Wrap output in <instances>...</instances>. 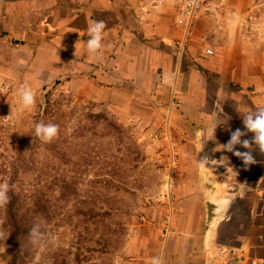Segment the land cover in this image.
<instances>
[{
    "label": "crops",
    "instance_id": "crops-1",
    "mask_svg": "<svg viewBox=\"0 0 264 264\" xmlns=\"http://www.w3.org/2000/svg\"><path fill=\"white\" fill-rule=\"evenodd\" d=\"M222 3L183 47L178 0H0V35L28 45L48 74H88L102 93L166 109L180 181L164 264H264V153L237 146L256 161L245 166L221 147L244 130L245 114L264 107V0ZM93 21L106 24L95 58L85 54ZM204 48L214 55L201 58ZM204 158L209 169L197 164ZM153 252L139 264H151Z\"/></svg>",
    "mask_w": 264,
    "mask_h": 264
},
{
    "label": "rangeland",
    "instance_id": "rangeland-1",
    "mask_svg": "<svg viewBox=\"0 0 264 264\" xmlns=\"http://www.w3.org/2000/svg\"><path fill=\"white\" fill-rule=\"evenodd\" d=\"M261 17L264 22V17ZM16 42L18 39L7 40L0 35V155L8 158L5 159L8 166V162L19 156H26L28 162L35 164L33 171H21L18 178L3 170L0 183H8L13 177L16 179L18 192L23 194V205L28 207L24 210L32 208L31 195L36 190L43 191L48 200L57 203L55 210H59L50 224H42L46 242L42 253L38 252L32 264H49L51 260L44 259L49 248H70L75 234L86 232V217L76 216L75 213L78 209L87 212L91 203L100 213L110 204L116 210L121 209L106 225L112 227L120 220L128 228L113 264H139L147 259L148 254L154 253L153 248L158 251L154 257H160V250L172 236L163 239L162 232L171 209L173 223L180 181L177 146L168 136L170 126L166 109L134 93H102L98 91L97 82L91 81L92 77L89 78L88 74L85 78H55L42 69L45 59H38L28 45L22 43L21 46ZM24 87H30L36 97L35 104L28 109L22 108L19 97V90ZM48 93H51L53 102L64 101V96L70 97L71 102L64 101L61 111L53 114L55 119L48 121L59 126V136L51 143H43V146L34 129L39 123L38 116L43 119ZM99 113L106 114L119 128V133L108 135V130L102 125L93 129L91 123L83 122L93 132L85 134L83 141L91 143L83 148L80 142L73 141V135L86 115ZM66 141L70 149L64 145ZM47 144H58L69 158L68 165L48 152L45 148ZM94 153H99L101 160L91 161L97 157ZM173 155L178 161H173ZM59 175L60 178H69V182L77 178L75 192L79 198L71 200L69 205L59 200V189L51 190ZM95 180L105 191L101 200L90 199L96 187L91 182ZM209 209L214 211V207ZM69 214L75 217L70 219ZM107 226L102 227V232L107 233ZM3 252L0 244V264H3Z\"/></svg>",
    "mask_w": 264,
    "mask_h": 264
},
{
    "label": "trees",
    "instance_id": "trees-1",
    "mask_svg": "<svg viewBox=\"0 0 264 264\" xmlns=\"http://www.w3.org/2000/svg\"><path fill=\"white\" fill-rule=\"evenodd\" d=\"M51 97V93H48L46 107L42 112L44 115L43 119H39L40 115L37 118L39 123H48V121H53L55 119L53 114L61 111L62 103L64 101L71 102V99L68 96H64V101L56 100L54 102L51 100ZM83 122L91 123L93 129L96 126L102 125V127H105L104 129L108 130L106 132L108 135L119 133V128L114 125L106 114H88L86 115V119H83V121L79 123V126L73 135V141L80 142V146L84 145L82 146L83 148L90 146L91 141L83 140L86 139V133L92 132L90 126L88 124H83ZM94 135L97 137L96 133ZM41 143L43 146L45 145L43 142ZM64 145H67L70 149L68 141H66ZM45 148L60 162L64 161L67 163L64 165H68L69 158H67V154L59 148L58 144L55 146H49V144H47ZM94 155L97 157H95L94 160L91 159V161L101 160L102 157L99 153H94ZM27 158L28 157L26 156H19L8 162L10 165L8 166L7 162H5V159L8 158L4 155H0V173H2L3 170H8L14 175V177L18 178L21 171H33L32 166H34L35 163H32V161L28 162ZM14 177L8 182V184L12 186V190L9 193L10 201L6 207L0 208V233H2V237H0V244L4 249V252L1 254V258L3 260V264H32L36 260L38 251L34 248H30L27 244L28 230L34 222H37L36 219L43 220L46 224H50L53 221L55 214L59 213V210H55L56 205L58 204L48 200L43 191L36 190L37 192L31 195L33 197L32 208L24 210L28 207L23 205V194L18 192L17 182ZM60 177L61 176L59 175V177L55 179V184H53L51 190L59 189L61 194L59 200L64 202V205H69L71 200H78L79 198L77 192H75L77 178H72V181L69 182V178L66 176L62 178ZM94 183L96 187L93 186ZM99 183L100 182H96V180L93 183L91 182L95 190V192L93 191L92 193L94 195L90 197L92 200H96L95 198H97V200H101V198L105 196V191L99 188ZM94 205V203H91V207L88 208L87 212H84L82 209H78L77 213L74 212L76 216L84 215L86 217V222L84 223L86 232L76 233L70 248L59 250L49 248L48 254L44 255V259L49 258L51 260L49 264L114 263L116 251L122 246L123 239L127 235L128 228L126 224L122 223L120 220H117L112 227L110 225H106V222L108 220L111 221L115 216V213H119L121 209L116 210V208H113L110 204L107 206L109 208H105L104 212L100 213L96 212ZM70 213L72 214V210ZM71 214H69L70 219L75 217V215ZM92 226H94V229H92ZM106 226L107 233L102 232V227L105 228ZM41 228L42 231H44L42 225ZM44 232L46 233V231Z\"/></svg>",
    "mask_w": 264,
    "mask_h": 264
},
{
    "label": "clouds",
    "instance_id": "clouds-1",
    "mask_svg": "<svg viewBox=\"0 0 264 264\" xmlns=\"http://www.w3.org/2000/svg\"><path fill=\"white\" fill-rule=\"evenodd\" d=\"M106 24L104 21H93L87 29L88 39L85 42V54L88 57L95 58L98 53L104 48ZM19 97L23 109L31 108L35 102L36 97L30 87H24L19 90ZM244 130L236 129L231 131L230 139L221 147L228 152H233L235 156L241 159L245 166L254 164L256 161L251 151L241 152L237 149L240 146L245 149H250L254 144L260 152L264 153V107L257 108L255 111L248 112L243 116ZM35 136L43 143H51L59 136V126L54 123L40 122L36 124ZM248 133L252 134L251 142L243 137ZM215 161H211L214 163ZM210 161L208 158L197 160V164L202 169H209L206 167ZM12 186L8 183H0V208H4L10 201L9 193ZM45 224L43 220L34 222L27 233V244L30 248L36 249L42 253V246L45 244V232L42 231L41 225ZM2 237V233H0ZM151 264H164L162 257H154Z\"/></svg>",
    "mask_w": 264,
    "mask_h": 264
},
{
    "label": "built area",
    "instance_id": "built-area-1",
    "mask_svg": "<svg viewBox=\"0 0 264 264\" xmlns=\"http://www.w3.org/2000/svg\"><path fill=\"white\" fill-rule=\"evenodd\" d=\"M223 3L222 0H179V17L180 23L183 33L182 45L183 47L189 46L190 42L194 38V34L198 23L200 22L202 16L204 14L218 16L220 15V9ZM257 23H248V29L254 28V25ZM260 25V23H259ZM264 32V26H263ZM256 35L261 36L262 31L259 29H254ZM214 55V51L211 48H204L200 53V57L206 59L210 56ZM173 161L176 162L178 159L173 155ZM172 213L173 209H171V214L164 221V229L162 232V238L168 239L171 234V225H172Z\"/></svg>",
    "mask_w": 264,
    "mask_h": 264
}]
</instances>
